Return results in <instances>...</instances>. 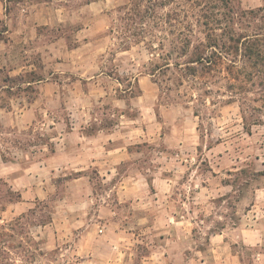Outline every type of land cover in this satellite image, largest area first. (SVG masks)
Wrapping results in <instances>:
<instances>
[{
    "label": "rangeland",
    "instance_id": "obj_1",
    "mask_svg": "<svg viewBox=\"0 0 264 264\" xmlns=\"http://www.w3.org/2000/svg\"><path fill=\"white\" fill-rule=\"evenodd\" d=\"M131 1L0 0V150L5 159L22 155L19 148L35 146L32 151L39 155L42 145L54 146L51 138L71 125V107L91 108L97 117L91 129L113 126L123 98L127 116L120 126L147 132L141 135L143 161L127 160L114 170L113 182L103 180L97 168L84 170L85 182L76 178L78 170L54 168L41 197L25 199L21 213L13 208L20 191L0 177V264H145L163 247L175 246L173 239L184 248L190 245L196 261L206 255L210 260L224 252L214 248L215 235L223 231L232 244L228 253L239 255L236 264H264L263 87L258 79L245 80L250 67L244 61L237 63L246 84L238 96L227 87L226 63L190 75L173 18L179 0H159L167 3L156 9L161 19L145 23L129 18ZM38 3L46 6L43 15L61 6L70 19L35 25L44 16L34 13L32 21L27 15ZM237 3L244 9L264 6V0ZM245 23L237 21V31ZM148 28L159 36L153 48ZM25 29L29 37L21 39ZM195 36L202 37L197 28ZM77 45L85 47L76 57L78 66L62 72L52 50ZM123 50L128 51L117 55ZM125 55L130 59H117ZM33 101L35 112L21 116ZM141 172L180 179L172 183L169 199H161L153 183L128 196L129 184L121 176ZM86 194L91 201L85 210L80 203ZM189 208L191 234L171 218L189 220Z\"/></svg>",
    "mask_w": 264,
    "mask_h": 264
},
{
    "label": "crops",
    "instance_id": "obj_2",
    "mask_svg": "<svg viewBox=\"0 0 264 264\" xmlns=\"http://www.w3.org/2000/svg\"><path fill=\"white\" fill-rule=\"evenodd\" d=\"M45 7L46 6H44L43 3L33 5L30 9V15H27V19H32L35 17L34 13H37L36 16L38 18H42V16H44L42 19L43 21L34 24L38 25L44 23V25L49 26L60 25L64 22L67 23L70 19L67 11L61 6L52 7L50 14L48 13L47 15H43V11L46 9ZM38 12H42V15L40 16ZM32 21L35 20L32 19ZM25 25L26 22L24 27ZM26 27L28 29L32 28L30 24H27ZM81 31L82 29H79L78 35H80ZM27 37H29V33L28 30L25 29L23 30L20 38L24 39ZM84 49L85 47L77 45L71 49L55 48L52 50L51 55L55 56V60L59 62L58 64H62L64 68H58L57 70L61 69L62 72H65V70L73 71V69L78 66V59L76 57L83 55ZM127 51L128 50L118 51L117 55H122ZM95 53L96 50L94 51V54ZM61 54L63 56H61ZM117 59L125 62L130 58L125 55L118 56ZM143 77L146 76L143 75L142 77H139L138 80L140 81ZM73 103L77 104V102ZM118 103V106L121 109V115L119 121L114 123L113 126H99L93 129L89 128L97 117L91 112V108L83 106V109H81V107H77L80 105H77L75 106L77 108L71 107V110L68 113L71 115V125L64 128L63 131H59L58 135H54L53 138H51V140L55 139L54 146L49 148L48 145H42L40 151L43 152L41 154L38 155L36 150L32 151V149H35V146L32 148L30 146L27 150L19 148L21 154L23 153L22 155L18 154L13 159H5L0 150V177L7 178L10 183L13 184V187H15L17 191H20L21 200L13 204V208H15L16 212L21 213L23 211L24 208H22V206L27 204L25 199L28 200L33 197H41V191L45 188L44 184H47L48 180L52 179L51 173L54 168H70L75 169V171L78 170L79 173L76 175V178L81 179L82 182H85L87 178H89V175H87L84 171L86 168H97L99 172L103 173V180H108L110 183L111 181H114V170H117L127 160H134L135 163L143 161V159L140 158L144 155V144H142L143 140L141 135H145L147 133L146 129L143 128L140 130L138 127L120 126L125 122L123 118H126L127 116L124 112V109L127 106V101L120 98L118 99ZM29 105L30 107H27L21 116L35 112V108H33L35 106L34 101L29 103ZM139 139L141 140L139 141ZM159 153L164 154V151L159 150ZM103 168L105 169L103 170ZM116 172L118 173V171ZM178 177L180 179V176L167 177L162 175L150 178L145 175V173L141 172V174L137 175H123L121 176V179L123 182L129 184L125 188L128 196H138V193L145 192V184L153 183V185L157 184L159 186H156L158 192L163 193L160 194V198L163 199V196L166 197V199H169L168 197L172 195L170 194V191L173 192L175 189V186L172 189V183L177 182ZM159 183L165 185H160ZM87 196L88 195L86 194V196L83 197L82 203H80L81 209L84 208L86 210V205H88L89 201H91V198ZM109 206L111 211L110 213H115L110 203ZM166 207L167 206H165L164 209L165 213L168 211V209L166 211ZM188 212L190 214L189 220H184L178 217L171 218L174 219V223H176V225H179L180 228H183L184 230H189V234H191L193 228H188V225L193 224L191 208H189ZM171 214L173 216L177 215L176 212H171ZM183 216L184 215L181 217ZM171 218L170 223H172ZM236 229L240 232L243 228L237 226ZM224 230H226V228ZM225 235L227 234H225L224 231L222 233L218 232V234L215 235L214 241H217V247H214L216 248L215 250L218 251L219 248L224 250L221 255L216 256V259L211 258L209 260L206 255L200 256L198 259L199 261H196L197 259L194 258L191 250H187L190 245H185L184 248L181 240L173 239L172 241L175 242V246L170 245L163 247V251H161L160 254L156 253L155 255L149 257L145 264H169L172 260L174 263L179 264H236L240 261L239 255L232 253L231 250L229 251L230 253H228L232 244L230 243L231 241L225 240ZM173 248H176V250H173ZM199 252L202 253L201 250ZM219 257H221V259H219Z\"/></svg>",
    "mask_w": 264,
    "mask_h": 264
},
{
    "label": "trees",
    "instance_id": "obj_3",
    "mask_svg": "<svg viewBox=\"0 0 264 264\" xmlns=\"http://www.w3.org/2000/svg\"><path fill=\"white\" fill-rule=\"evenodd\" d=\"M130 5L129 18L145 23L147 18L153 20L158 16L157 7L167 3L133 0ZM173 14L190 75L211 72L219 64L226 63L227 87L238 96L246 84H241L237 63L244 61L250 67L243 73L245 80L258 79V84L264 89V6L244 9L237 0H179ZM240 20L246 22L242 32L235 28ZM196 28L202 37L195 36ZM146 32L152 35L149 44L153 48L159 36L154 34L153 28ZM228 55L233 56L229 58Z\"/></svg>",
    "mask_w": 264,
    "mask_h": 264
}]
</instances>
